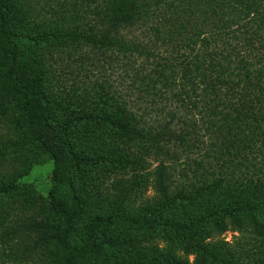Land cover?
<instances>
[{
	"label": "trees",
	"instance_id": "16d2710c",
	"mask_svg": "<svg viewBox=\"0 0 264 264\" xmlns=\"http://www.w3.org/2000/svg\"><path fill=\"white\" fill-rule=\"evenodd\" d=\"M49 5L35 10L23 0H0V122L19 114V125H28L54 161L49 207L13 230L16 237L35 242L25 252L51 244L55 264H121L109 255L108 241L99 243L100 233L165 224L195 256L194 264H264L263 206L233 199L219 212L209 208L179 219L173 214L179 199L170 196L178 155L203 159L209 140V152L221 155L214 156L218 165L226 150L240 156L255 148L264 153V0H154L149 6L144 0H72L70 5ZM35 20L57 27L43 33ZM48 47L78 56L77 65L120 71L131 82L127 95L98 81L94 99L84 96L73 103L68 86L56 78L54 62L60 55L49 57L42 51ZM96 126L120 135L129 151L132 146L140 151L120 161L108 159L109 164H131L133 174L113 185L115 193L107 198L112 215L92 218L82 244L74 247L76 223L91 208L92 198L84 197L73 178L105 163V155H91L87 145L88 131ZM147 158L157 165L152 184L159 199L151 205L142 199L151 182L144 172ZM209 158L193 162L197 176L212 171ZM239 166L243 164L235 168ZM15 191L14 185H0V206ZM138 205L148 213L135 218L129 210ZM225 218L234 233L249 230L253 247L241 238L233 245L207 242L212 229L226 231ZM130 260L128 264H189L159 249Z\"/></svg>",
	"mask_w": 264,
	"mask_h": 264
},
{
	"label": "rangeland",
	"instance_id": "374dc122",
	"mask_svg": "<svg viewBox=\"0 0 264 264\" xmlns=\"http://www.w3.org/2000/svg\"><path fill=\"white\" fill-rule=\"evenodd\" d=\"M23 1L36 10L42 7H50L49 2L54 7L59 6L63 1L70 5L72 0ZM144 1L147 6H149V3L154 4V0ZM48 18L51 17L48 16ZM35 22L41 25V28L38 29L43 33L57 27L54 23L48 26L44 25L43 20H35ZM22 32L27 34L25 31ZM30 34L31 37H37L38 35L32 31H30ZM42 51L49 57L60 55V57L55 58L56 62H54V68L57 69L56 78L68 86L67 95L68 98L72 96L70 100L73 103L76 104L80 97L84 96L94 99V96L99 92V88L96 86L98 81H103L107 85L108 82L112 83L119 93L127 95V89L130 88L131 82L128 78H124L120 71L113 73L108 70V65H103V68H91V65H83L81 62H78L77 65L75 61L78 56L74 58L67 57L66 54H60L58 52L60 50L55 48L48 47V50L43 49ZM63 58H65L64 61H57ZM78 66H82V68ZM14 114L10 116L11 119L0 122V185L16 186V191L9 198H6L0 206V264H55L51 257L53 249L51 244H39L32 253L30 251L27 253L25 251L33 246L35 242L24 236L18 238L13 235V230L19 229L21 221L25 222L38 218L39 211L49 207L54 172L52 157L41 147L27 124L19 125V114ZM262 128L264 130V124ZM87 135L90 136V142L87 144L90 147V154L105 155V163L100 167L85 169L73 178V182L82 191L84 197L90 195L92 198L91 208L87 207L82 219L76 223L72 239L74 247L82 244L87 224L92 218L112 215L113 206L107 198L108 195L115 193L113 185L133 174L131 164L128 166L115 165L112 160L109 164L108 159L116 158L117 161H120V157H125L128 153L138 155V151H140L134 146H132V151H129L127 141L120 135L101 126L93 127ZM206 137V141H208L209 136ZM261 139L263 141L264 137L262 136ZM208 142L209 146L205 151H202L203 159L208 162L209 157L212 156L211 159H213L215 165L212 162V171H207L204 178L197 176L199 172L194 170L193 164L195 160L200 161L203 160L202 158L193 155L188 158L189 155L187 154L178 155L180 161L177 163L174 172L176 183L170 196L179 199V204L176 205L173 214L182 219V217L190 218L204 213L209 208L219 212L233 203V199L243 201L249 199L251 204L258 203L264 207V153L258 151L259 148H255V150L246 151L243 156H240L237 151L226 150L221 164L218 165L214 160V156L221 155L217 152H209L211 142L210 140ZM81 143L79 142V144ZM260 148H262V151L264 150V147ZM237 163H242L243 166L235 168ZM156 166L153 160L148 158L144 160L145 177L149 178L151 182H148L149 187L142 199L144 202L149 200L150 205L159 199L152 184V173ZM184 167L187 169L190 167L189 171L183 172ZM29 200L32 203L27 208L26 203ZM140 203L143 204V202ZM142 206L138 205V207L129 210L132 211L133 217L144 216L145 213H148L141 210ZM166 217L167 215H164L162 218L165 219ZM162 218L160 221L164 222L165 220ZM242 219L245 226H247L248 220L244 217ZM261 222L264 223V217ZM224 223L227 227L226 231L219 233L212 229L210 237L207 239L208 243L225 241L233 245L238 238H241L243 244L253 247L255 242L249 230L245 235L234 233L231 220L225 218ZM167 231L168 228L165 224L153 230L136 228L126 231L113 230L100 233L99 243L103 244L108 241L110 243L109 255L113 261L121 264H128L131 261L130 259L137 253L147 254L152 249H159L163 253L172 254L179 260L194 264L195 256L188 254L186 244Z\"/></svg>",
	"mask_w": 264,
	"mask_h": 264
}]
</instances>
